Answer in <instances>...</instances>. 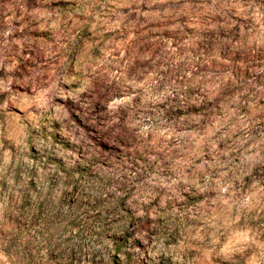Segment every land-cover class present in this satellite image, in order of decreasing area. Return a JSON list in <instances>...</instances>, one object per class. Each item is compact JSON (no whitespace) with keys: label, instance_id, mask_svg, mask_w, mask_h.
Listing matches in <instances>:
<instances>
[{"label":"clouds","instance_id":"1","mask_svg":"<svg viewBox=\"0 0 264 264\" xmlns=\"http://www.w3.org/2000/svg\"><path fill=\"white\" fill-rule=\"evenodd\" d=\"M0 264H264V0H0Z\"/></svg>","mask_w":264,"mask_h":264}]
</instances>
